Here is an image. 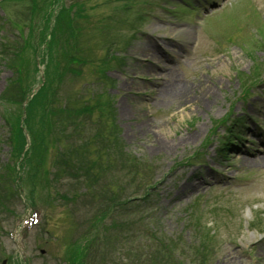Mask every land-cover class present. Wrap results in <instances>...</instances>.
<instances>
[{
	"label": "rangeland",
	"instance_id": "374dc122",
	"mask_svg": "<svg viewBox=\"0 0 264 264\" xmlns=\"http://www.w3.org/2000/svg\"><path fill=\"white\" fill-rule=\"evenodd\" d=\"M25 1L0 0V264H24L15 234L7 236L15 232L30 264H130L131 245L103 244L123 215L104 218L108 231L91 227L97 205L105 209L101 195L117 200L124 188L123 221L132 223L128 205L149 194L148 223L172 264H264V0L180 2L189 11L178 0ZM118 55L123 63L105 68ZM90 98L110 103L77 118ZM236 118L245 125L231 129ZM80 120L101 135L79 130ZM113 129L151 181L107 163ZM64 135L89 142L81 166L96 181L69 173ZM90 240L97 249L86 248ZM146 253L161 255L157 246Z\"/></svg>",
	"mask_w": 264,
	"mask_h": 264
},
{
	"label": "trees",
	"instance_id": "16d2710c",
	"mask_svg": "<svg viewBox=\"0 0 264 264\" xmlns=\"http://www.w3.org/2000/svg\"><path fill=\"white\" fill-rule=\"evenodd\" d=\"M36 8L33 5L32 10L30 11L32 14L35 13ZM20 52H15V55L18 57ZM25 94L22 95V97ZM65 133V131H63ZM74 132V131H73ZM64 141H65V149L63 152L64 158H66V164L72 165L70 166L69 173H73L75 176L80 174V177H86L88 180L96 181L98 176L97 174L92 173L91 169L89 170L90 172V178L86 175L88 173V168L87 167H82V161L86 156H89V151L87 150L88 145L87 144H78V143H73L72 142V137L65 136L64 135ZM64 146V143L62 147ZM47 148V147H46ZM62 156V155H60ZM122 160L124 163L130 162L127 160L124 156H122ZM78 171V172H77ZM81 181L84 182V187L85 189L82 190V194H86L85 201L86 200H91L95 196L89 192H87V187H86V182L84 179H81ZM90 186V185H89ZM88 186V187H89ZM109 186H107V189ZM105 192V191H102ZM103 200L105 201V209H102L100 205H97L98 208V214H95V220L93 221L94 224L91 226L96 232L101 230V232L108 231L109 229L105 226L104 218L112 213H116L117 215H123L122 217V222L118 224H113L110 227V232L108 233L103 240V244L106 246H109L110 249H113L114 246L117 243H120L122 246L128 243V245H131L133 247V251H135V254L132 256V258H127L130 264H172V256L168 253V251L164 248H161L160 245L161 243H158L159 239L156 234H153V231H147L144 229H138L134 228L133 226H136L138 224L135 223H127L124 222V220L127 219V214L125 211V199L122 197L116 199H112L111 197L107 196V200L104 198L103 194L101 195ZM132 228L133 230L130 231L129 229ZM95 232V233H96ZM112 232H119V235L112 234ZM155 233V232H154ZM126 237H128L126 239ZM132 241H136V248L133 246ZM87 249L95 250L97 249V244L95 240H90L88 243L85 244ZM96 246V247H95ZM151 246L154 248V246H157L159 248V251L161 255L157 258L156 260H153L152 258L148 259L146 258L147 253L146 250L147 248ZM101 249V248H99ZM123 249V248H121ZM118 249L114 250L117 251ZM124 250V252L128 251ZM165 252H164V251ZM113 252V251H112ZM79 253L82 254L81 249L79 250ZM132 253V252H131ZM145 254V255H144ZM83 255V254H82Z\"/></svg>",
	"mask_w": 264,
	"mask_h": 264
},
{
	"label": "bare ground",
	"instance_id": "6f19581e",
	"mask_svg": "<svg viewBox=\"0 0 264 264\" xmlns=\"http://www.w3.org/2000/svg\"><path fill=\"white\" fill-rule=\"evenodd\" d=\"M149 52H152V50L151 51H149ZM158 64H162V62H158ZM164 69H165V67H164ZM166 69H169L168 67L166 68ZM239 159H241V160H245L243 157H239ZM247 161V160H246Z\"/></svg>",
	"mask_w": 264,
	"mask_h": 264
}]
</instances>
